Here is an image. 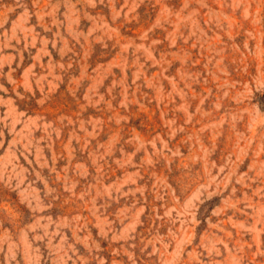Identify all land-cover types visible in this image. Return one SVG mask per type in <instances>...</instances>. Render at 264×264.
Masks as SVG:
<instances>
[{
	"label": "rangeland",
	"instance_id": "1",
	"mask_svg": "<svg viewBox=\"0 0 264 264\" xmlns=\"http://www.w3.org/2000/svg\"><path fill=\"white\" fill-rule=\"evenodd\" d=\"M0 264H264V0H0Z\"/></svg>",
	"mask_w": 264,
	"mask_h": 264
}]
</instances>
